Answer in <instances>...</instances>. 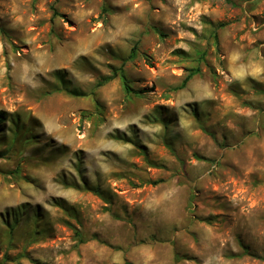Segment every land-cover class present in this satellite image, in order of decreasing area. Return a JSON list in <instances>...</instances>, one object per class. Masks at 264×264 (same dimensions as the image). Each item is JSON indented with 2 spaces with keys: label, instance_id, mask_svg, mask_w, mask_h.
Returning <instances> with one entry per match:
<instances>
[{
  "label": "rangeland",
  "instance_id": "374dc122",
  "mask_svg": "<svg viewBox=\"0 0 264 264\" xmlns=\"http://www.w3.org/2000/svg\"><path fill=\"white\" fill-rule=\"evenodd\" d=\"M0 112V264H264V0H0Z\"/></svg>",
  "mask_w": 264,
  "mask_h": 264
},
{
  "label": "trees",
  "instance_id": "16d2710c",
  "mask_svg": "<svg viewBox=\"0 0 264 264\" xmlns=\"http://www.w3.org/2000/svg\"><path fill=\"white\" fill-rule=\"evenodd\" d=\"M135 57V50L133 51V53L131 54V59H133ZM200 73V69L196 68V69H192L189 71V74L187 75V77L184 79V81L182 82V84L180 85L179 88L176 89L177 90H182L184 89L187 84L196 76ZM116 77H119L121 79V81L124 84L125 90L126 92H131L132 88L130 86V80L127 77V75L125 74V72L123 71V69H119V70H115L114 74L108 77H105L104 79H102V81L99 82V86H103L105 84H107L108 82L112 81L113 79H115ZM0 115H4L3 112H0ZM1 120V119H0ZM96 193L100 196L101 194L96 191ZM76 235L78 236V238L80 239V242H82V233L81 232H77Z\"/></svg>",
  "mask_w": 264,
  "mask_h": 264
}]
</instances>
